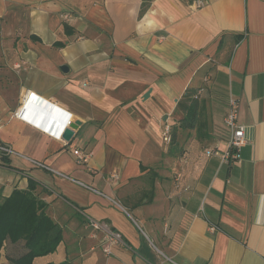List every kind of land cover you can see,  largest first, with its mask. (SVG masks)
Instances as JSON below:
<instances>
[{
	"label": "crops",
	"instance_id": "obj_1",
	"mask_svg": "<svg viewBox=\"0 0 264 264\" xmlns=\"http://www.w3.org/2000/svg\"><path fill=\"white\" fill-rule=\"evenodd\" d=\"M194 1L153 0L140 15L142 0H0V144L22 156L0 154V201L31 180L62 230L32 264H264V0ZM187 88H200L201 127L168 156L163 132ZM30 94L71 114L61 126L63 114L44 124L27 112L60 137L15 118ZM230 98L246 143L226 165L213 152L228 146ZM151 171L153 200L137 206ZM87 218L120 240L87 235ZM23 252L5 242L0 264Z\"/></svg>",
	"mask_w": 264,
	"mask_h": 264
},
{
	"label": "trees",
	"instance_id": "obj_2",
	"mask_svg": "<svg viewBox=\"0 0 264 264\" xmlns=\"http://www.w3.org/2000/svg\"><path fill=\"white\" fill-rule=\"evenodd\" d=\"M152 1L142 0L140 15ZM64 29L67 35L72 34L68 26ZM199 89L187 88L178 102L184 116L169 126L168 156L183 155V146L181 147L178 140L180 131H194L201 127L202 107L198 96ZM144 170L141 168V171ZM154 175L153 171L146 174L145 187L136 193L135 205L152 202ZM37 186L39 185L30 180L27 190H16L7 199L0 201V252L7 241L12 244L23 242L24 252L11 264H32L35 258L54 253L62 239L61 228L46 215V203L34 194ZM40 187L45 191L42 186Z\"/></svg>",
	"mask_w": 264,
	"mask_h": 264
},
{
	"label": "built area",
	"instance_id": "obj_3",
	"mask_svg": "<svg viewBox=\"0 0 264 264\" xmlns=\"http://www.w3.org/2000/svg\"><path fill=\"white\" fill-rule=\"evenodd\" d=\"M193 6L196 9H200V8L205 6V1L204 0H195L193 3ZM33 98H34L33 94H30L29 99L26 101V103L24 105L22 104L20 106V108L15 112V114H14L15 118L31 124L35 128H38L39 130L43 131L44 133H46L48 135L55 136L56 133L50 131L47 127L45 128V126L42 124L43 122L40 124L39 122H37V121L33 120L32 118H30L29 116H27L28 107L32 103ZM24 100H25V98H24ZM59 110L60 109L54 108L53 112H54V114L60 113V114H63L65 116V120L63 121L61 126L65 125V124L70 125L71 122L69 120L71 118V114H68L65 111H64V113H65L64 114V113L60 112ZM223 124H224L225 129L228 132V141H227L228 146H227V149L225 151H223L222 153L216 151V152H213V154H218L222 163H224L226 165H230L239 159L240 151L246 143L245 135H244V128H243V126H241L239 124V121H238V103L234 98L229 99L228 111H227V113L223 119ZM162 142L166 145H168L170 142L169 127H166L164 129L163 136H162ZM0 154L3 156H19V157H22V156H20V154L16 153L14 150H12L9 146L3 145V144H0ZM73 155L76 157V161L78 164H85V162L89 156L88 154H83V153L79 152L78 150H75L73 152ZM28 161L30 163H32L37 168L49 170L48 167H46L44 164H42L40 162H36L33 160H28ZM86 224L92 232L103 234L104 238H105V242H107L108 244H113V243H116L117 241L120 240L119 234L110 231L108 229V227L102 222L94 221L92 219L87 218ZM102 251L105 255L110 254V251H109V248L107 247V245L102 248Z\"/></svg>",
	"mask_w": 264,
	"mask_h": 264
},
{
	"label": "water",
	"instance_id": "obj_4",
	"mask_svg": "<svg viewBox=\"0 0 264 264\" xmlns=\"http://www.w3.org/2000/svg\"><path fill=\"white\" fill-rule=\"evenodd\" d=\"M61 71L66 70L65 67L60 68ZM149 95V92H146L143 96V99H147ZM28 113L29 115L37 118L44 124L50 123L54 124L56 123V117L54 112L49 107H41L38 105L30 104L28 107ZM79 123H76L75 125H72L69 130H66L63 135V139L66 141H70L73 137V131L78 127Z\"/></svg>",
	"mask_w": 264,
	"mask_h": 264
},
{
	"label": "rangeland",
	"instance_id": "obj_5",
	"mask_svg": "<svg viewBox=\"0 0 264 264\" xmlns=\"http://www.w3.org/2000/svg\"><path fill=\"white\" fill-rule=\"evenodd\" d=\"M184 140L183 139H181L180 140V142H183ZM163 146H164V148H166V152L168 151V148H169V144L168 145H166V144H164L163 143ZM165 157H167V156H164L163 158H165ZM167 168H170V167H167ZM160 170V168H154V170ZM173 169V168H172ZM162 172H163V169L161 170V174H162ZM158 173V172H157ZM58 210L61 212V210L63 211L64 210V214H65V218H66V220H70L71 218H72V216H70L71 214H72V212L70 211V209H64V208H58ZM75 218H76V220L78 221V223L80 222V223H83L84 222V220L83 219H81V218H79L78 216H76V215H73ZM85 225H86V221H85V223H84ZM84 228V227H83ZM68 229H69V227H67V229L65 230V232L66 233H68L69 231H68ZM89 229V228H88ZM84 231H87V235L89 234V235H91V233H94V232H92L90 229L89 230H87L86 228L84 229Z\"/></svg>",
	"mask_w": 264,
	"mask_h": 264
},
{
	"label": "clouds",
	"instance_id": "obj_6",
	"mask_svg": "<svg viewBox=\"0 0 264 264\" xmlns=\"http://www.w3.org/2000/svg\"><path fill=\"white\" fill-rule=\"evenodd\" d=\"M69 125V124H68ZM46 128V127H45ZM51 131V130H50ZM43 132V131H42ZM50 137H52V138H55V137H60V135L58 136L57 134L55 135V136H51V135H49Z\"/></svg>",
	"mask_w": 264,
	"mask_h": 264
}]
</instances>
